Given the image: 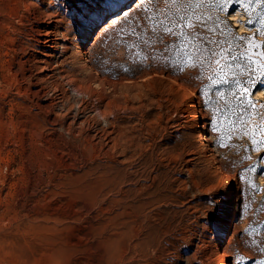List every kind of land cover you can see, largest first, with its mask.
I'll list each match as a JSON object with an SVG mask.
<instances>
[{"label": "rangeland", "instance_id": "obj_1", "mask_svg": "<svg viewBox=\"0 0 264 264\" xmlns=\"http://www.w3.org/2000/svg\"><path fill=\"white\" fill-rule=\"evenodd\" d=\"M119 1L0 0V264H264V0Z\"/></svg>", "mask_w": 264, "mask_h": 264}, {"label": "bare ground", "instance_id": "obj_2", "mask_svg": "<svg viewBox=\"0 0 264 264\" xmlns=\"http://www.w3.org/2000/svg\"><path fill=\"white\" fill-rule=\"evenodd\" d=\"M124 2V0H120L119 2H118V6H120L122 3ZM35 4V3H34ZM40 8V7H39ZM44 10V9H43ZM47 10V9H46ZM45 12V11H44ZM43 12V13H44ZM47 12V11H46ZM52 13H49L48 14V12H47V14L49 15V22H53V21H56V24H55V26L53 27V28H50V29H48V31H47V33H45L46 34V37H45V39H44V45L46 46V48H44V50H43V53L44 54H46V55H51V54H54V53H51V52H53L52 50H49V48L50 47H57V45H59L60 44V35L62 34L63 35V37H65L66 38V35H67V33L65 32V31H62V27L64 26V23L66 22V20H65V22L63 21V19H62V17H59V15H58V13L59 12H53V11H51ZM117 14H115V15H112V16H110L109 18V21H108V23L107 24H111L112 22H114L115 21V19H116V16ZM47 16V15H46ZM102 16V15H101ZM43 19V18H42ZM48 26V25H47ZM65 27H66V25H65ZM39 30V29H38ZM90 30L91 29H87V30H85V31H83L82 32V34H81V39H80V43H81V45L83 44V45H85L86 43H87V40H89V39H91V35L92 34H89L90 33ZM41 34V33H40ZM57 34H60V35H57ZM43 39V38H42ZM42 39H40V40H42ZM65 42V41H64ZM77 43V42H76ZM39 44H40V42H39ZM62 45H65V43L64 44H62ZM70 46V45H69ZM69 46H62V47H65L66 49H69ZM59 47V46H58ZM64 48V49H65ZM43 49V48H42ZM58 58V57H57ZM76 58L80 61V62H82V63H84V64H86V62L89 60V58L86 56V49H85V46H83V47H81L80 48V50L78 51V52H76ZM58 63V62H57ZM59 64V63H58ZM60 64H61V62H60ZM59 64V65H60ZM51 66V65H50ZM56 66V65H55ZM43 67V66H42ZM52 67H53V65H52ZM61 70V69H60ZM45 74V73H44ZM35 76V75H34ZM49 76V75H48ZM61 76V75H60ZM27 79V78H26ZM71 79V78H70ZM70 79H69V81H70ZM74 79V78H73ZM18 81V80H17ZM29 81V80H28ZM41 81V80H40ZM58 82V81H57ZM72 82V81H71ZM71 82H69V83H71ZM74 83H75V81H74ZM85 83V82H84ZM77 85V84H76ZM76 85H74V86H76ZM86 86V85H85ZM55 87H56V85H55ZM87 87V86H86ZM181 87V86H180ZM75 88V87H74ZM77 88V87H76ZM90 88V87H89ZM78 90L80 89V88H77ZM85 89V88H84ZM87 89V88H86ZM81 90V89H80ZM88 91H89V89H88ZM24 92V91H23ZM81 92H83V90L81 91ZM20 93V92H19ZM86 93V92H85ZM101 96V95H100ZM187 97H189V102H188V107H189V109H188V114H190V119L192 120V122H195V123H197L198 125H199V128H198V133L200 134V138H199V141H200V143L201 144H207L208 142H209V140H210V137H209V135L207 134V133H204V130H205V124L204 123H202V122H200L199 121V109L197 108V103H196V101H195V99L191 96V95H186ZM98 97V96H97ZM31 100V99H30ZM101 103V102H100ZM103 104V103H102ZM105 107V106H104ZM106 111V110H105ZM98 112V111H97ZM100 113V112H99ZM100 115H101V113H100ZM103 116H105V115H103ZM213 154H212V151H210V152H208L207 154H206V157L207 158H209V157H211ZM214 161V163L215 162H217V159L216 158H214L213 159ZM219 170L221 169V167L219 166V168H218ZM232 205H229L228 207H227V209L224 211V213H223V215H222V217H221V226H222V228H225L226 227V225H227V223L229 222V216H230V214H231V211H232ZM217 258H218V260H219V262H220V264H229V251H228V249L226 248V247H223V246H221L220 247V249H219V253H218V255H217Z\"/></svg>", "mask_w": 264, "mask_h": 264}, {"label": "trees", "instance_id": "obj_3", "mask_svg": "<svg viewBox=\"0 0 264 264\" xmlns=\"http://www.w3.org/2000/svg\"><path fill=\"white\" fill-rule=\"evenodd\" d=\"M241 34H243V35H246L247 33L246 32H244V33H241ZM169 44H173V43H175V41H171V42H168ZM175 45H177V43H175ZM174 45V46H175ZM176 47H178V45L176 46ZM234 50H236L237 52H238V54H237V56L239 55V50H240V48H234L233 49V51ZM232 51V52H233ZM230 52V51H229ZM178 53V52H177ZM175 51H173L171 54H168V55H170L169 56V58H171V59H173V58H177V57H181L179 54H177ZM170 73H172V74H174V75H179L180 76V78L183 80V81H185V82H187V80H186V78H184V77H182L180 74H179V70H176V69H173V70H170Z\"/></svg>", "mask_w": 264, "mask_h": 264}, {"label": "snow or ice", "instance_id": "obj_4", "mask_svg": "<svg viewBox=\"0 0 264 264\" xmlns=\"http://www.w3.org/2000/svg\"><path fill=\"white\" fill-rule=\"evenodd\" d=\"M219 3L222 5V6H226L227 4V0H219ZM177 27H180V28H183V27H188V28H191V29H195L196 28V25L192 22H186L185 24L183 25H176ZM165 31L167 32H172V29L171 28H166ZM184 33L181 32V35H183ZM240 40H244L246 39L245 37H240L239 38ZM234 59V58H233Z\"/></svg>", "mask_w": 264, "mask_h": 264}]
</instances>
